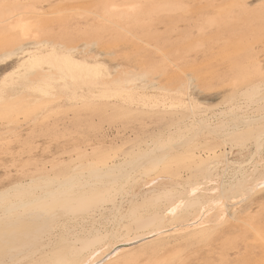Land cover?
Returning a JSON list of instances; mask_svg holds the SVG:
<instances>
[{
	"label": "bare ground",
	"instance_id": "6f19581e",
	"mask_svg": "<svg viewBox=\"0 0 264 264\" xmlns=\"http://www.w3.org/2000/svg\"><path fill=\"white\" fill-rule=\"evenodd\" d=\"M38 1L0 0V69L14 66L0 79V116L13 123L20 115L38 121L60 107L112 118L148 111L171 126L154 137L135 138L124 150H82L67 164L21 170L22 179L0 190V264H159L158 253L192 247L195 252L207 242L220 261L264 264V213L241 209L264 190V168L257 171L264 151V66L243 53L225 56L234 85L246 87L210 121L197 119L200 107L188 90L189 79L180 77L185 68L173 60L167 37L146 20L180 7L178 0H101L83 11L96 23L80 33L84 40L100 37L99 31L117 44L130 36L147 47L138 43L137 50L151 69L179 79L175 89L164 87L154 99L133 86L137 79L129 72L115 76L95 55L89 60L71 52L64 43L71 42L68 33H55L62 11L43 10ZM226 4L245 10L242 0ZM218 21L209 18L207 24ZM148 74L138 80L147 83ZM250 141L257 158L251 169L233 167L220 152L229 142L245 147ZM204 150L208 155L202 157ZM173 169L175 174L161 175ZM180 170L187 172L185 179L177 177ZM235 239L245 247L244 255L240 248L220 249L235 248Z\"/></svg>",
	"mask_w": 264,
	"mask_h": 264
},
{
	"label": "rangeland",
	"instance_id": "374dc122",
	"mask_svg": "<svg viewBox=\"0 0 264 264\" xmlns=\"http://www.w3.org/2000/svg\"><path fill=\"white\" fill-rule=\"evenodd\" d=\"M40 1H38L40 3L38 7L43 10L50 11L48 10L49 6H53L56 10L62 11L58 17L60 18L57 23L58 27H54L55 33H60V37L68 33L71 42L67 39L64 43L69 44L71 52H76L77 57L89 60L96 58L108 67L111 74H116L115 76L122 72H129L137 79L133 86L142 92H148L152 99L158 98V94L164 90V87L171 89L173 86L172 89H175L178 86L179 79H172V72L163 75L161 71L158 73L159 69H156L157 71L151 69L149 63L141 58L142 55H139L140 49L137 50L138 43L139 48L147 47H144L140 42L136 43L137 41L133 38L130 41L128 38L130 36L126 35L129 40L127 43L123 41L120 44L112 42L110 37L102 31H99L101 38L97 37L89 41L83 39L80 33L86 30L87 26L96 24L93 17L83 11L101 0H50V3L47 0ZM178 1L180 7L160 11L146 20L150 23L152 30L154 29L167 37V45L172 47L173 60L182 68L181 71L185 68L182 71L185 74H182L181 71V73L179 71H175V73H180L183 80L189 79L187 81L188 90L200 107L197 119L202 117L201 119L210 121L213 114L226 109L232 97H238L239 92L246 87L238 83L234 85L236 80L233 78L225 56L243 53L246 59L257 60L264 66V0H242L245 10L236 6H227L226 0ZM209 18L218 19V25L207 24ZM161 20L163 21L161 22ZM60 22L62 23L60 24ZM133 33L141 32L135 29ZM244 49H246V55ZM91 55H95V58ZM12 68L14 66L11 65L0 69V79L7 76ZM186 68L188 69L186 70ZM148 72L151 75L148 74L150 79L146 78L149 85L146 81L138 80ZM200 72L201 74H199ZM196 75L200 77L198 78ZM60 105L63 106V103ZM53 109V111H46L43 116L38 117V121H36L37 118L25 119L20 115L15 122L9 123L11 121L7 115L0 116V190L8 188L20 178L22 179L21 170L35 171L37 168L43 167L50 169L51 165L57 161L67 164L69 159L76 157V152L82 150H86L90 154L93 153L92 149L105 152L121 147V150H124L133 145L135 138L154 137L165 132L171 126L169 122L166 123L160 119L161 115L157 112H133L126 118H112L108 114L101 115L87 109L72 107ZM141 109V107L138 108L140 111ZM47 114L49 117L46 118ZM253 142H247L245 147L231 145L229 142L220 152L225 153L226 159L230 165L233 164V167L239 164H249L248 168L251 169L250 162L257 159L255 156L253 157L256 150ZM205 151L200 152L202 157L208 155L205 154ZM252 157L253 159H251ZM93 159H95L94 156ZM259 162L261 165L258 166L257 171L262 173L264 151ZM258 173L254 176H258ZM173 174H175L174 169L170 174L161 175ZM186 176L187 172L180 170L177 177L185 179ZM248 208L252 210L251 212L260 209V212L264 213V190L251 195L241 209L248 211ZM239 216L245 217V213H240ZM234 242L235 248L230 249L227 244L220 249L233 253L237 248H240V252L244 255L245 247L242 242L239 239H235ZM203 245L206 246H202L201 250L195 252L193 247L190 250L187 248L185 252L179 250L178 253L173 251L167 253L169 250H166V254L165 252L156 254V259L159 260L160 257L163 259H160L159 264L161 262V264H231L217 259L218 251L210 252L211 242ZM169 254H171L170 257ZM166 256L167 259L164 261ZM174 256L175 260L173 258L171 261V257ZM6 264L9 263L6 262ZM136 264H146V262L138 260Z\"/></svg>",
	"mask_w": 264,
	"mask_h": 264
}]
</instances>
